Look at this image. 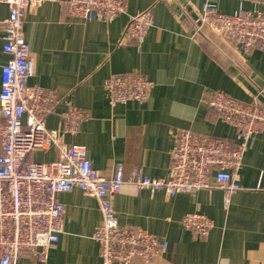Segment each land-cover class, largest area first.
I'll return each mask as SVG.
<instances>
[{
    "label": "crops",
    "instance_id": "obj_1",
    "mask_svg": "<svg viewBox=\"0 0 264 264\" xmlns=\"http://www.w3.org/2000/svg\"><path fill=\"white\" fill-rule=\"evenodd\" d=\"M63 1L41 0L25 14L24 37L34 62L29 84L59 97L47 129L60 128L66 104L89 114L79 132L65 140L85 146L93 167L102 173L111 175L121 165L126 176L139 168L150 178H166L174 136L183 130L234 141L235 129L208 106L214 92L245 102L258 100L264 108V52H243L207 29L198 31L197 23L206 3L223 14L241 8L264 13V1L127 0V12L112 23L71 17ZM145 10H152L155 25L138 48L123 35L130 17ZM8 12L1 4L0 18ZM8 59L0 48V66ZM128 72L142 74L154 88L144 104L112 108L105 82ZM57 159L54 148L28 157L38 163ZM240 184L243 189L227 206L218 189L170 196L129 185L115 196L113 206L120 224L168 243L157 260L163 264H264V132L248 142ZM58 199L65 208L63 232L45 264H102L93 238L102 223L97 200L78 189ZM188 213L213 220L206 238L184 228L182 218ZM18 264L39 263L25 254Z\"/></svg>",
    "mask_w": 264,
    "mask_h": 264
},
{
    "label": "built area",
    "instance_id": "obj_2",
    "mask_svg": "<svg viewBox=\"0 0 264 264\" xmlns=\"http://www.w3.org/2000/svg\"><path fill=\"white\" fill-rule=\"evenodd\" d=\"M59 2L60 0H53ZM261 3L264 0H255ZM41 0H0L8 15L0 18V48L9 56L0 66V264H18L25 254L39 264L48 261L63 232L65 208L58 195L75 189L95 198L102 223L93 238L99 245L102 264H147L157 261L168 243L146 230L120 224L113 201L125 185L137 191H165L170 196L196 194L218 189L225 194V204L241 191L240 170L249 140L264 132V108L258 100L245 102L224 92H214L208 106L224 123L234 128V141L178 132L171 149V166L166 178H150L135 168L126 176L121 165L111 175L93 167L87 149L70 144L67 135H76L89 114L66 104L60 113L58 130L46 127L47 118L59 106L53 90L29 84L34 62L24 37L25 14ZM68 14L82 21L112 23L127 12V0H65ZM198 31L209 30L238 45L243 52H264V13L242 8L223 14L213 3H206L197 20ZM155 25L152 10L131 16L123 38L140 48ZM154 83L136 72L110 76L105 82L109 105L114 108L129 102L148 101ZM55 149L58 159L49 163L29 162L34 151ZM182 225L199 238H206L214 222L204 214L188 213Z\"/></svg>",
    "mask_w": 264,
    "mask_h": 264
}]
</instances>
